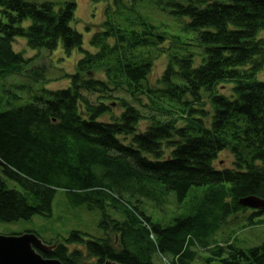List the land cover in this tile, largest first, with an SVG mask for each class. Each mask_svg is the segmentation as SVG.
Returning <instances> with one entry per match:
<instances>
[{"label": "trees", "instance_id": "trees-1", "mask_svg": "<svg viewBox=\"0 0 264 264\" xmlns=\"http://www.w3.org/2000/svg\"><path fill=\"white\" fill-rule=\"evenodd\" d=\"M167 5L182 19V32L173 34L175 39L190 37L191 43L181 55L169 56L163 79L167 89L152 90L147 84L155 55L139 57L135 50L158 47L169 30L151 26L143 37L130 39L112 21L114 13H108L109 31L97 33L92 40L96 51L87 52L82 48L84 36L72 27L76 2L57 6L0 0V78L20 72L28 63L15 51L18 38L26 39L33 50L53 52L62 46L68 55L75 50L85 55L70 76L69 88L46 91L47 96L35 97L29 105L0 113V221L52 215L59 189L103 214L100 226L106 238L73 231L46 258L64 264H155L153 257L160 253L173 264H196L200 245L209 254L205 264H264V243L243 249L230 239L210 241L223 219L240 212L252 211L242 228L264 225V211L241 204L250 196L264 200V82L257 77L264 66V38H259L264 0H169ZM109 36L117 40L115 46L106 44ZM120 45L129 47V55L118 51ZM194 46L204 54L199 67L190 49ZM101 66H106L114 91L126 85L125 92L134 99L148 97L166 121L154 116L147 130L138 133L144 115L126 98H121L124 112L118 120L100 121L112 108L91 102L83 91L94 94L110 88L88 76ZM224 83L235 85V99L216 93ZM202 90L211 93L216 112L211 128L204 123L207 112L182 100L190 95L200 101ZM178 119L186 126L178 128ZM122 136L132 137L131 144ZM174 136L183 142L163 158L164 142ZM226 148L235 154L236 168L219 170L214 162ZM4 177L23 192L8 188ZM195 189L203 190L201 201L174 224L156 222L139 208L143 199L167 200L171 193L183 203ZM111 210L126 219L114 220ZM111 231L117 239L111 238ZM133 233L129 245L125 240Z\"/></svg>", "mask_w": 264, "mask_h": 264}, {"label": "rangeland", "instance_id": "rangeland-1", "mask_svg": "<svg viewBox=\"0 0 264 264\" xmlns=\"http://www.w3.org/2000/svg\"><path fill=\"white\" fill-rule=\"evenodd\" d=\"M29 3L42 4L51 2L60 6L66 2H76L77 8L75 12V21L72 27L84 36L83 50L87 52H95V47L92 45L93 37L97 33L109 31L106 23L110 20L108 13L112 15V21L119 26L123 35L133 39L136 34L140 37L144 33H149L151 26H156L160 31L169 30L163 33L164 37L159 41L158 47H150L147 50L138 51L139 57H151L152 53L155 55L153 71L148 79V86L152 90H166L167 87L163 83L164 76L169 68L170 57L179 56L185 51L189 50L187 46L191 43L190 37L177 41L173 34L181 33L179 23L182 21L172 15L170 8L167 5L169 0H24ZM58 8V7H57ZM110 8L111 11H107ZM185 22V21H184ZM159 31V32H160ZM134 33V34H133ZM161 33V32H160ZM260 37L264 38V31L260 33ZM137 36V37H138ZM138 39H135L137 41ZM110 46H115L117 40L113 37L108 38L107 43ZM15 51L23 53L28 60L24 64L21 71L11 74L5 78H0V113L9 109L20 108L34 102L35 97L47 96L46 91H58L67 89L71 86L70 76L75 74L78 70V65L85 55L80 50H75L70 55L64 52L62 46L57 50L50 52L45 49L33 50L27 45V40L18 38L14 44ZM121 48V49H120ZM118 51L126 56L129 55V47L125 46L123 49L120 45ZM194 55L195 67H199L204 60L203 50L197 46L191 47ZM138 57V58H139ZM106 66L93 68L88 76L106 82L109 84V89H102L100 92L94 94L88 91H83L84 96L89 98L91 102L99 104L104 102L108 104L112 110L99 118L103 122H115L124 112L122 99L130 100L135 106L141 109L144 119L137 127L138 133L146 131L148 126L152 124L151 118L159 116V119L166 121V117L157 113V106L153 105L150 99L143 95H137L135 99L129 93L125 92L128 87L122 86L123 90L114 91L115 86L110 82L107 74ZM260 81L264 82V66L257 75ZM234 84L224 83L218 86L217 94L223 95L229 99H235ZM183 101L192 102V107L207 112L208 117L204 119V123L208 128H211L215 109L211 102V93L202 90L200 101H196L190 95L182 98ZM184 108V107H183ZM84 117L86 112L81 110ZM88 117V116H87ZM176 118V116H175ZM154 120V119H153ZM186 121L178 119V128L186 126ZM243 136L244 133H242ZM120 139L127 145L131 144L132 137H120ZM183 140L174 136L171 141L164 142L166 153L163 158H166L174 150L175 146L182 143ZM173 144V145H172ZM250 159V158H248ZM236 156L230 148H226L221 152L214 162L217 169H235ZM256 165L261 166V161H256ZM246 169V168H245ZM0 173L1 169H0ZM8 188L17 189L21 192L20 186L4 177ZM203 190L195 189L191 196L183 203H178L175 195L167 196L162 200L143 199V203L139 204V208L145 211L146 215L154 221H163L166 225L174 224V220L179 217L186 216L193 212L191 206H197L201 201ZM114 220L123 221L126 215L118 213L115 210L109 212ZM252 211L240 212L223 219L218 225L216 233L211 235V243L219 241L224 243L226 239L233 240L236 246L243 249L258 247L264 243V225H256L254 227L242 226L247 222V218ZM103 214L98 209H89L86 204H78L71 195H68L64 190H57L55 199L53 201V212L50 216L35 215L30 220H20L17 222H3L0 221V235L23 234L27 232L36 233L45 242H51L56 239H67L71 232L80 231L88 234L94 238L102 239L107 237L106 229L102 228ZM148 223V222H147ZM149 224V223H148ZM111 229L114 223L110 224ZM111 238L117 239V235L111 231ZM154 236L151 232V237ZM135 237V233L126 237V242L130 245L131 239ZM153 239V237H152ZM144 243V240H142ZM77 246H71L75 248ZM132 251L136 249L132 246ZM44 256V255H43ZM45 257V256H44ZM209 254L200 247L197 250L196 264H205V258ZM166 258L160 253L154 255L153 260L155 264H164ZM173 264V261H172Z\"/></svg>", "mask_w": 264, "mask_h": 264}, {"label": "water", "instance_id": "water-1", "mask_svg": "<svg viewBox=\"0 0 264 264\" xmlns=\"http://www.w3.org/2000/svg\"><path fill=\"white\" fill-rule=\"evenodd\" d=\"M247 208L264 211V200L250 196L241 200ZM60 239L49 244L36 233L27 232L20 235H0V264H64L56 258H46L56 250ZM104 264H120L107 260Z\"/></svg>", "mask_w": 264, "mask_h": 264}, {"label": "built area", "instance_id": "built-area-1", "mask_svg": "<svg viewBox=\"0 0 264 264\" xmlns=\"http://www.w3.org/2000/svg\"><path fill=\"white\" fill-rule=\"evenodd\" d=\"M166 262H167V264H172V263L168 262L167 260H166Z\"/></svg>", "mask_w": 264, "mask_h": 264}]
</instances>
